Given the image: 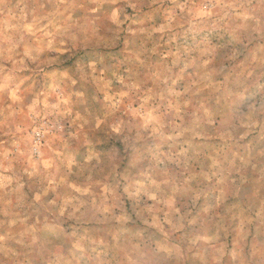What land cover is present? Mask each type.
<instances>
[{"label": "rangeland", "instance_id": "374dc122", "mask_svg": "<svg viewBox=\"0 0 264 264\" xmlns=\"http://www.w3.org/2000/svg\"><path fill=\"white\" fill-rule=\"evenodd\" d=\"M0 264H264V0H0Z\"/></svg>", "mask_w": 264, "mask_h": 264}]
</instances>
